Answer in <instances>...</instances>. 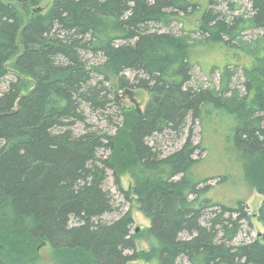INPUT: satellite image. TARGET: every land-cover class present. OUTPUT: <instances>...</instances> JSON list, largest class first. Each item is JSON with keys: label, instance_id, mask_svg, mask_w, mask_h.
I'll use <instances>...</instances> for the list:
<instances>
[{"label": "trees", "instance_id": "obj_1", "mask_svg": "<svg viewBox=\"0 0 264 264\" xmlns=\"http://www.w3.org/2000/svg\"><path fill=\"white\" fill-rule=\"evenodd\" d=\"M45 1L0 0V264H37L44 242L56 264H264V235L233 242L244 200L210 198L212 177L198 173L206 136L221 135L263 197L264 225V0H250L247 18L215 0L201 15L195 0ZM173 22L192 27L177 35ZM246 28L262 33L248 43ZM196 45L229 49L217 88L191 84ZM239 59L242 92L230 84ZM111 76L119 89L148 91L142 110L119 105ZM91 117L124 123V142ZM165 137L180 145L164 152ZM124 168L150 221L143 252L108 185L111 176L129 199Z\"/></svg>", "mask_w": 264, "mask_h": 264}, {"label": "rangeland", "instance_id": "obj_2", "mask_svg": "<svg viewBox=\"0 0 264 264\" xmlns=\"http://www.w3.org/2000/svg\"><path fill=\"white\" fill-rule=\"evenodd\" d=\"M198 3L199 10L197 14H202L205 8L208 5L209 0H195ZM216 3L213 4L215 10H220L223 13H228L230 17L232 15H242L245 18L249 17L253 11L251 10V1L250 0H215ZM51 2V0H46L42 6L46 7ZM231 4V6H230ZM233 8V9H231ZM196 14L192 16V19L195 18ZM195 21V20H194ZM192 27V23H180L173 22L168 30L171 32L182 35L187 33ZM163 30H167L165 27ZM262 31L254 28H246L239 35L240 39L245 42H251L253 39H256ZM190 36L192 38H197V33L191 32ZM229 49H223L222 47H217V45L208 47L204 45H196L192 49L194 56L193 69H192V80L191 84L194 86L203 85L204 87L215 86L216 88L220 85L221 80V71L224 64V60L230 57ZM227 55V56H225ZM234 57V56H232ZM94 62V61H93ZM234 62V61H233ZM242 62H245L243 59H239L234 63H230L229 67L233 72L231 77V87L243 91L241 83L243 81L242 74ZM237 63V64H235ZM125 75L128 78H132V72H126ZM111 85L112 91L115 96L116 101L120 106L125 109H137L142 110L148 101L150 94L144 89H119L115 83L116 80L111 76ZM92 118V117H91ZM96 118H92V121L95 122ZM98 123V122H95ZM104 130L109 131L114 135L119 144L123 143L125 140L124 123L118 129H115L113 126L109 127L106 122L98 123ZM200 128L198 125L194 128L195 136L194 140L198 141L202 138L200 135ZM207 138L204 140L205 144L209 148L208 152L202 154L204 159L201 162L199 168V174L201 176H211L210 180L207 183L214 185V187L208 193V196L216 201L224 202L228 204H234L239 199L244 200V205L246 212L248 214V219L244 220L241 229L233 240L235 244L241 241H247L252 238L261 237L264 235V225L258 219V209L262 203V195L257 191L254 186L249 185L243 179V174L240 169L239 164L237 163L234 155L229 152L227 153L223 147L221 140V135L212 136L207 135ZM161 148L164 152L170 151L175 147L180 145V142L172 141L168 138H160ZM216 175H226L227 179L218 184L216 181ZM215 176V178L213 177ZM113 178L110 176L108 179V185L113 192L116 202L120 204L123 210L129 209L132 218H133V235L135 240V245L138 251H146L150 246V239L146 232L147 227L150 224L149 219L140 211L138 202L135 196L130 192V187L132 186V179L129 171L124 168L119 171V180L122 187L125 190H129V199H125L121 193L115 190L113 185ZM37 264H56L53 256V250L47 242L41 243L39 248V259ZM127 264H149L148 260L140 256L139 258L127 262Z\"/></svg>", "mask_w": 264, "mask_h": 264}]
</instances>
